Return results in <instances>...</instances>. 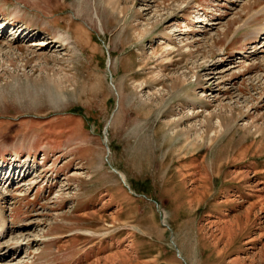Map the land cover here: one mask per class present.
I'll list each match as a JSON object with an SVG mask.
<instances>
[{"label": "rangeland", "instance_id": "1", "mask_svg": "<svg viewBox=\"0 0 264 264\" xmlns=\"http://www.w3.org/2000/svg\"><path fill=\"white\" fill-rule=\"evenodd\" d=\"M0 23L16 264H264V0H0Z\"/></svg>", "mask_w": 264, "mask_h": 264}, {"label": "bare ground", "instance_id": "2", "mask_svg": "<svg viewBox=\"0 0 264 264\" xmlns=\"http://www.w3.org/2000/svg\"><path fill=\"white\" fill-rule=\"evenodd\" d=\"M261 10V9H260ZM218 22L217 23H212L210 24L212 27H215L217 26ZM4 24L3 23H0V30H3L1 33L3 35V32L5 31V27L3 26ZM26 28V27H25ZM25 30L21 31V33L17 36V38H14L16 39L15 41H21V42H25L24 44L25 45H29V43H33V41L35 40V36L32 35L30 32H27L25 33L24 32ZM255 34H256V37H258L259 41H258V46H254L256 47L254 49V51L252 52L253 56L259 53H263L264 52V26L262 27H259L255 30ZM12 35V33H11ZM13 38V39H14ZM72 38L70 36L67 35V40H71ZM214 65L212 66H208L206 67V75L205 76H212V72L215 70V67H213ZM204 69V70H205ZM211 78H209L208 80H210ZM178 102V101H177ZM15 157V156H14ZM14 160V159H13ZM16 160H14L13 162H15ZM12 175V172H9L8 173V178L6 180V182L9 181V179H11V175ZM25 174V172H24ZM23 174V176H24ZM19 178V177H17ZM24 178V177H23ZM13 179V178H12ZM13 182V181H12ZM11 182V183H12ZM1 189V188H0ZM11 229H9V227H6L5 225V221L4 220H1L0 221V264H16L15 263V259H16V256H19L18 253L21 252V244H17L15 245L14 247H11L9 245H7L4 240L7 236H9V231ZM12 233V232H10ZM5 237V238H4ZM4 239V240H3ZM26 239V238H24ZM12 241H14L15 243H18V241H15V238L11 239ZM18 254V255H17Z\"/></svg>", "mask_w": 264, "mask_h": 264}, {"label": "water", "instance_id": "3", "mask_svg": "<svg viewBox=\"0 0 264 264\" xmlns=\"http://www.w3.org/2000/svg\"><path fill=\"white\" fill-rule=\"evenodd\" d=\"M107 125H108V124H107ZM107 125L104 127L103 135L106 134ZM113 172H114L115 174H117V176H118L119 179L121 180L122 184H123L126 188H129V187L126 185V183H125V179H124L123 175H122L121 173L117 172L115 169H113Z\"/></svg>", "mask_w": 264, "mask_h": 264}, {"label": "trees", "instance_id": "4", "mask_svg": "<svg viewBox=\"0 0 264 264\" xmlns=\"http://www.w3.org/2000/svg\"><path fill=\"white\" fill-rule=\"evenodd\" d=\"M79 111H81L79 108H77V109H74V112L75 113H79ZM145 186L143 185V188L142 189H144L145 190V188H144ZM139 190V189H138ZM139 191H141V190H139Z\"/></svg>", "mask_w": 264, "mask_h": 264}]
</instances>
